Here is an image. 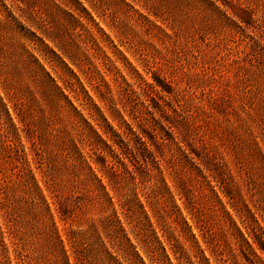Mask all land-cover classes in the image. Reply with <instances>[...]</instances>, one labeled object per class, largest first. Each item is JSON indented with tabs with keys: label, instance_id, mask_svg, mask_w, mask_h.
Returning a JSON list of instances; mask_svg holds the SVG:
<instances>
[{
	"label": "rangeland",
	"instance_id": "rangeland-1",
	"mask_svg": "<svg viewBox=\"0 0 264 264\" xmlns=\"http://www.w3.org/2000/svg\"><path fill=\"white\" fill-rule=\"evenodd\" d=\"M79 1L0 0L78 110L0 29V264H264V0Z\"/></svg>",
	"mask_w": 264,
	"mask_h": 264
},
{
	"label": "trees",
	"instance_id": "trees-1",
	"mask_svg": "<svg viewBox=\"0 0 264 264\" xmlns=\"http://www.w3.org/2000/svg\"><path fill=\"white\" fill-rule=\"evenodd\" d=\"M66 1V2H65ZM63 4L65 6L68 7V10L71 11V16L76 20V21H80L82 18H84L86 21L93 23V20L91 19V15L87 12L86 8L83 6V4L79 1V0H64ZM71 5L75 6V8H72ZM20 12V14H18V19L21 17H24L22 14V10L18 9ZM8 11V10H7ZM69 13V12H68ZM14 15L11 14V11L9 12L8 16H5L4 19L2 20V25L0 27V29H3L4 33H10V34H14V32H17V29H23L24 26H22V22L21 21H17L16 17H13ZM9 17V18H8ZM27 29L28 34H24L21 33V38H22V49L25 50L26 52H29V61L30 62H25L26 64H28V66H34L32 73H35L40 79H38V83L42 84V85H47L49 88H51V90L53 92H55L54 94L56 95L57 98H62L65 100V102L74 110V111H78L77 108L68 100L67 96L64 94L63 90L61 89V87L57 84V79H60V81L62 82H66L67 80L65 77H59L57 75V73L55 72L56 78H53L49 75V73L45 70L44 66L42 65L40 59L45 61V55L49 54L52 57H56V52L51 49L50 47H48V45L44 42V40H48V42L54 44V40L53 38H51V36L53 35V32L50 31L48 25H46V23H44L42 20L38 21L35 23V26H33V29H35V31L30 30L29 28H24ZM65 66V63H63ZM66 67V66H65ZM66 70L74 75L73 71L70 70L69 68L66 67ZM100 137V136H98ZM113 142V141H112ZM98 171L101 173V168H97ZM101 188L103 189V196H105L107 202H109L110 204H113V198L111 196L108 195L107 192H105V187L103 185H101ZM140 204V203H139ZM140 209L142 211V213L144 214V216L148 219L146 213L144 212V206L143 204H140ZM48 210V207H47ZM148 221V220H147ZM114 223L118 224V229L119 231H121V223L117 217V215L114 216V218L111 217H106L105 220L103 221V232H105V230H109L111 227L114 226ZM182 223L185 225L184 229H188L190 226H188L187 222L185 220H182ZM52 233L55 234V241L52 242V244H50V246L52 247V251L53 253H59V256L61 259H63V263L62 264H69V256L66 254L65 250H64V246H63V241L62 239L57 235L56 233V228H54V226L52 225ZM189 234L191 235V237L194 239V235L192 233H190V231H188ZM243 240L246 242V239L243 238ZM194 244L197 246L198 248V254H199V258L201 263L203 262L204 264H210L208 262V259L204 257L203 252L201 249H199V245L198 242L194 239ZM127 248L130 252V255H128L127 253L123 254L122 256L124 257V262L126 264H145L142 257L139 255V253L136 250L137 245L133 244L130 239H127ZM104 245V244H103ZM102 245V246H103ZM143 245H139V248L141 250H143V253L145 254V256H148V251L147 249H143L142 247ZM172 248V247H171ZM106 251V250H105ZM161 251L164 255V258L166 259V261L169 264H172V262L170 261V257L168 256V254L164 251L163 248H161ZM150 252V251H149ZM74 255L75 252L73 251ZM107 256L109 258L114 257V255H112V253L110 252H106ZM76 256V255H75ZM149 260H151V255H149ZM174 256V254H173ZM76 259V257H75ZM175 260H178V258L174 257Z\"/></svg>",
	"mask_w": 264,
	"mask_h": 264
}]
</instances>
